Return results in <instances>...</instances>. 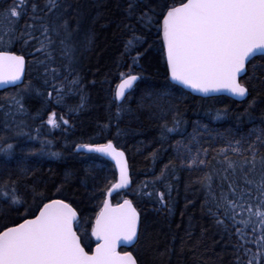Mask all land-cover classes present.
<instances>
[{
	"label": "snow or ice",
	"instance_id": "1",
	"mask_svg": "<svg viewBox=\"0 0 264 264\" xmlns=\"http://www.w3.org/2000/svg\"><path fill=\"white\" fill-rule=\"evenodd\" d=\"M81 16L76 0H0V87L17 89L0 99L6 132L27 135L23 131L26 121L22 119L29 115L25 97L33 92L42 95L31 80L24 84L22 79L26 72L25 52L43 67L47 100L61 105L67 95L80 93L81 103L70 111L85 108L83 82L74 62L78 49L90 48L95 36L88 32L83 39H75L82 31ZM123 17V27L130 34L124 44V55L131 65L128 73H121V82L113 95L116 111L102 125L101 133L111 130L114 119L115 136L126 135L120 122L125 115L134 116L123 102L132 96L130 90L141 79L131 71L139 65L143 55L141 45L145 43L137 26L148 31L156 29L166 78L171 83L209 99L222 93L241 99L253 93L256 97L264 95V0H124ZM57 48L64 61L63 70L54 66L53 53ZM171 96L167 89L145 91L138 103L140 111H148L150 118L162 121L161 141L167 140L168 134L179 132L183 123L179 106ZM145 99L151 103L145 104ZM255 104L253 98L249 108ZM226 113L227 109L218 110L215 118L221 119ZM38 116L39 113L30 118ZM45 123L53 129L70 126L68 119L57 118L55 112L48 115ZM197 131L194 130L191 141L199 145ZM6 132L0 135V154L5 157L0 163V173L8 171L7 161L14 154V144ZM221 139L224 146L214 150L216 154L212 157L217 167L201 171L191 183L198 184L205 193L202 210L206 209L219 232L233 242L234 264H264V133L254 139L251 135L238 139L221 136ZM79 149L109 158L119 173L114 181L105 178L99 196L92 191L89 197L100 200L91 227V235L97 241L95 249H90L91 254L85 250L87 245L82 243L77 230L81 213L73 202L62 194L46 195L39 180L21 188L19 179L7 175L0 178V264H140L131 252L121 253L118 249L121 244L136 246L142 240L148 241L147 225L132 200L124 199L113 206L109 199L113 192L128 188L131 183L125 152L114 139L94 145L80 144ZM175 151L181 167L195 166L200 170L211 163L210 149L202 145L193 151L192 146L185 147L178 141ZM40 153L60 157V153L44 143ZM25 176L31 179L27 172ZM170 176L178 179L172 161L155 177L152 191H143L148 184L141 188L142 195L155 196L161 208H168L169 212L166 197H171L172 187L166 181ZM67 182L66 177L56 192L62 193ZM157 183H164L165 190H159ZM12 212L17 213L15 219L10 218ZM191 235L189 231L188 236ZM153 243L147 247L152 248ZM174 243L175 237L164 249H153L157 259L170 258Z\"/></svg>",
	"mask_w": 264,
	"mask_h": 264
},
{
	"label": "trees",
	"instance_id": "2",
	"mask_svg": "<svg viewBox=\"0 0 264 264\" xmlns=\"http://www.w3.org/2000/svg\"><path fill=\"white\" fill-rule=\"evenodd\" d=\"M76 2L82 13V31L76 34L75 39H83L84 34L88 32L94 33L95 36L90 48L78 49L74 62L83 82L85 108L70 111L81 103L80 93L67 95L61 105H57L54 100H47L43 67L25 52L27 73L24 84L31 80L35 89L42 95L38 96L33 92L30 97H25L24 103L29 115L22 119L26 121L23 131L27 135L16 136L11 130L6 132L3 116L0 114V135L6 132L10 142L14 144V154L11 160L7 161L8 171L0 173V178L10 175L13 179H19L21 188L25 184H31L32 180H39L46 195L62 194L66 200L73 202L78 213H81L78 235H81L82 243L87 245L85 249L91 252L90 249L93 250L96 245L91 235V227L100 200L89 197L92 191H96L99 196L105 178L114 181L117 179V173L110 162L96 154L79 152L77 148L80 144L94 145L114 139L127 156L132 186L114 194L112 203H121L124 199L132 200L141 213L142 221L147 225L148 241L142 240L141 245L131 249L140 264H234L233 242L219 232L207 215L206 209L202 210L205 193L200 190L198 184L191 182L196 180L201 171L217 167L212 157L216 154L214 150L224 146L225 142L221 136L238 139L251 135L254 139L255 135L264 133V95L256 97L253 93L243 102L227 97L209 99L191 95L166 78L161 42L156 29L153 27L148 31L137 26V31L144 36L145 43L141 45L143 55L140 63L133 66L131 71L141 79L132 90V96L123 102L125 107L133 110L134 116L125 115L120 122V128L126 131V135L115 136L114 119L111 130L101 133L102 125L110 117H114L116 102H113V95L121 81V73H128L131 65L129 57L124 55V44L130 35L123 27L124 0ZM117 4L122 7H117ZM53 56L54 66L63 70L64 61L58 48ZM165 89L171 91V99L178 104L183 123L179 132L168 134V139L161 141L162 121L150 118L148 111H140L138 103L145 91ZM16 90L12 88L0 91V99ZM253 98L256 99V104L249 108ZM144 103L150 104L151 100L145 99ZM224 109H227V113L223 118L216 119L217 111L222 112ZM51 112H55L57 118L63 116L68 119L70 126L51 128L45 123ZM37 113L39 116L36 119L30 118ZM168 119L171 120V115ZM8 123L12 128L15 127L11 120ZM196 129L199 145L191 141ZM178 141H182L185 147L192 146L193 151L200 145L209 148L210 165L200 170L195 166L193 169L181 167L175 151ZM42 143L48 145L52 151L60 153V157L57 159L40 153ZM153 153H156L155 158ZM4 160L5 157L0 154V163ZM170 161L178 177L174 179L170 176L166 181L172 187L171 197H166L171 212L168 208H161L155 196L150 198L141 194V188L145 184H148V187L143 188V191H152V182ZM26 172L31 175V179L26 178ZM66 177L68 182L63 185V192L57 193L56 188ZM189 184L191 186L186 188ZM156 187L161 191L165 190L164 183H157ZM16 217V212L10 213L11 219ZM189 231L192 233L191 237L188 236ZM173 237L174 251L170 258L157 259V253L153 249H164ZM151 242H154L153 247H147Z\"/></svg>",
	"mask_w": 264,
	"mask_h": 264
},
{
	"label": "water",
	"instance_id": "3",
	"mask_svg": "<svg viewBox=\"0 0 264 264\" xmlns=\"http://www.w3.org/2000/svg\"><path fill=\"white\" fill-rule=\"evenodd\" d=\"M26 73H27V61H26V72H25V76L22 78L23 81H25ZM139 80H140V79H139ZM139 80H137V81L135 82V84H134V86H133V89L135 88V86H136V84L139 82ZM172 84H173V83H172ZM174 85H175V84H174ZM176 86L182 88L183 90L187 91L188 93H190L191 95H193V96H195V97L206 98V97H203L201 94H198V93L192 92L190 89H186V88H184L183 86H180V85H176ZM12 88H14V86H4V87H0V91H4V90H7V89H12ZM133 89H132V90H133ZM132 90H130V91H132ZM215 97H227V98H230V99L235 100V101H237V102H243V101H245V100L247 99V97H246V98H242V99H241V98H235V97H232L231 95H229V94H227V93L216 94ZM77 151H79V152H85V153H89V154H96V155H98L99 157H101V158L105 159L106 161L110 162V163L115 167V163H114V161H111L109 158H107V157H103V156H101V155L98 154V153H90V152L87 151V149H79V150H78V148H77ZM125 158H126L127 163H128V171H129V177H130V181H131V183H130V185H129L128 188H130V187L132 186V177H131L130 165H129V162H128V159H127L126 154H125ZM115 171H116V173H117V179H118L119 173H118V169H116V167H115ZM128 188H125V189H128ZM120 190H121V189H120ZM118 191H119V190H118ZM118 191L113 192L112 196H113L114 194H116ZM112 196L109 197L111 203H112V200H111ZM121 203H122V202H121ZM112 205L115 206L113 203H112ZM134 206H135V205H134ZM94 239H95V237H94ZM95 241H96V240H95ZM96 242H97V241H96ZM133 247H134L133 245L121 244V246H120V248L118 249V251H120L121 253H123L122 250H126V251L132 253L131 249H132ZM94 249H95V247H94ZM94 249H93V250H94ZM85 250H86V249H85ZM86 251H87V250H86ZM124 252H125V251H124ZM89 254H91V253H89ZM132 254H133V253H132ZM133 255H134V254H133Z\"/></svg>",
	"mask_w": 264,
	"mask_h": 264
},
{
	"label": "bare ground",
	"instance_id": "4",
	"mask_svg": "<svg viewBox=\"0 0 264 264\" xmlns=\"http://www.w3.org/2000/svg\"><path fill=\"white\" fill-rule=\"evenodd\" d=\"M121 82V81H120Z\"/></svg>",
	"mask_w": 264,
	"mask_h": 264
}]
</instances>
